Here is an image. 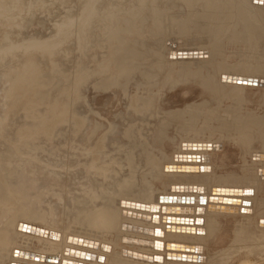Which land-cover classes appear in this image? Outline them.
<instances>
[{
	"label": "bare ground",
	"instance_id": "obj_1",
	"mask_svg": "<svg viewBox=\"0 0 264 264\" xmlns=\"http://www.w3.org/2000/svg\"><path fill=\"white\" fill-rule=\"evenodd\" d=\"M146 1L148 3H151V1H152V5L147 4ZM146 1H145V3L147 5L145 3H143L142 0H141V2L138 1V2H140V3H138L139 6H141V3H142V9L145 6L151 7V6H153V3L159 2L160 0H146ZM123 2H124V0H99V5L101 7H103V6H108V5H111L114 3L121 4ZM165 2H168V3L170 2V5H169L170 9L172 7H175L174 9L177 8V11L181 12V14L183 12L185 13V8H186V10L189 9V11L190 10H192V11L196 10V8L199 9L200 14L202 15V16L200 15L201 17L199 20L201 22L200 28H202V30H205L208 27L211 29V28H214L217 26H222V27L227 28V29L224 28L226 31H228V30L230 31L232 27H233V29H235V25H236V27L239 26V27H237L239 29H237V28L236 29L240 30L241 29L240 26H241L242 29H244V31H238V33L234 32L233 29L231 30L233 32L230 31L231 34L236 33V34H232L233 38L235 37L234 39L238 40L236 37L242 36V37H240V39L242 38L241 41H243V39H246V38H249V39L251 38L252 40L256 39V41L260 39L259 41H257V44H258V42H259V44L263 43V42L260 43V41L262 39L264 40V15L262 16V14L260 13L261 15H259L260 16L259 17L258 14H256L257 12L255 13L257 15L256 16L255 14H253L255 11L254 12L252 11L253 13L250 11L252 9L251 6H255V4H253V2L251 0L250 1L249 0L248 1L247 0H170V1L165 0L164 3ZM172 2H173V5H171ZM249 2L253 5L250 6ZM157 5H155V8ZM249 7L251 9H249ZM10 8H11V6L8 8L7 12H9ZM149 8L147 7L146 9H148V11L150 9H152V8H150V9ZM157 8H158V6H157ZM163 8H164V6L162 7V9ZM165 8H168V7L165 6ZM178 8H179V10H178ZM136 9L138 10V7ZM142 9L139 11H136L134 9L135 12L133 14L135 17L134 16L133 17L136 18L135 13L143 11ZM170 9L168 8V10H170ZM10 10H12V9H10ZM168 10L166 9V11H167L166 16H168V14L170 12V11L168 12ZM262 10H263V8H262ZM90 11H91V13L94 12L92 10H90ZM148 11L145 12V14L146 13L148 14ZM160 11H162V10H160ZM172 11H173V8H172ZM172 11L170 12V15H171ZM14 12H16V11H14ZM128 12L129 11H127V13ZM132 12H133V10H132ZM151 12L147 16V18L145 17V14H144V17H145L144 21L148 24L147 20L149 21L151 17H154V18H152V24L151 23H149V24L153 25L154 27H156L157 25L160 27L162 25L161 20L162 21L164 20L165 14H163L162 12H159V9L157 12H155L156 14L154 12H152V13ZM153 13L156 16H154V15L152 16ZM133 14L131 13L130 15H133ZM189 14H191V13L189 12ZM140 15L138 14V16H137L138 19H139ZM172 15H173V13H172ZM172 15L168 16V17L175 18L173 16L176 14H174L173 16ZM88 16H89V14H88ZM126 16H128V15L126 14ZM190 17H191V15H190ZM128 18L130 19V17H128ZM238 18H242V21L239 20ZM125 19H126V17H125ZM165 19H166V17H165ZM169 19L167 18L165 21H168ZM236 20H237V23L239 25L235 22ZM87 21H86V23H87ZM131 21H134V19L132 18L130 20V22L128 21L127 23H130V25H132ZM144 21H143V24H146ZM171 21H172V19H171ZM173 21H174V19H173ZM173 21H172V24H171V22H168V24H167L168 29H166L165 28L166 26L163 25L165 28V31L169 30V27H168L169 25H170V27L173 26V23H174ZM240 21H241V23H240ZM135 22L138 23V20L137 21L135 20ZM159 22L161 24H159ZM179 23H180V27H181L182 24H181V22H179ZM185 23H186V21H185ZM71 24H72V22H71ZM163 24H165L164 21H163ZM240 24H242V25H240ZM122 25H124V24H122ZM151 25H149V26H151ZM174 25H176V24H174ZM124 26H125L124 28H130V26L127 27L126 24ZM177 26H174V28ZM159 27H157V29H159ZM222 27H219L220 29L219 28H217V29L214 28V29L215 30L219 29L218 31H220ZM121 28H123V27H120V29ZM162 28L163 27L161 26V29ZM164 28H163V32L165 35ZM171 28H173V27H171ZM184 28H185V26H184ZM184 28H183V30H184ZM150 29L152 31L155 30L154 28H150ZM214 29H212V30L214 31ZM151 30L149 32H152ZM186 30H187V28H186ZM186 30H184V31L186 32ZM212 30H211V34H212ZM124 31L126 32L125 29H124ZM132 31L133 30H131L130 32H132ZM159 31H158V33H159ZM178 31H180V33L182 32L180 29ZM208 31L209 30H207V32ZM221 31L224 32L223 29ZM245 31H246V33H245ZM119 32L116 33V32L110 31L108 34V38H107V42L109 43L108 45L112 46V44H113V46H114L113 51H111V54H112L111 59L108 58L109 59L108 62L102 66L99 65L98 63L94 62L95 65L93 67L89 68L88 64H86L87 65L86 70L88 71V73L83 77L84 81H83L82 85L84 83H86L89 79H91L92 77H96L97 81L94 84L95 90L106 91V90L111 89V88H121L123 90V92H125V94L128 95V93H127L128 92V86H129L130 82L136 77V75H141L143 77L145 84H146L145 85L146 88L147 87L150 88V84H149V86H147L148 81H149V79H151L149 82V83H151L152 78H153L154 82L152 81V83L153 84L159 83L158 86L160 89H162L166 85V84H163L164 83V82H162L163 79H165V82H168L170 80V78H171V81L173 79L172 85L174 86L176 84V82H189L190 80H194L196 78L202 79L203 76H206L202 73L201 69L197 70V69H199V67L200 68H201V66L203 67V65H204L203 63H205L206 60H203L204 62L201 63V66L198 63L199 65H197V66H199V67L197 69H195L196 71H192V70L190 71L189 67H187V68L184 67L185 65H187V66L192 65L191 63L194 61L196 62L194 64L196 66L197 61L194 60V58H193L194 55H192L191 57H188L189 58V59H187L188 61H186L185 58H183L184 60H182V59L180 60V63H181V61H182V63L181 64L179 63V64L182 66L181 67L178 66V68L180 67V70H176L178 72H176L175 70H173L171 68V70H173V77H171L172 75H169V74H171V72L169 73L168 72L169 70L165 69L167 71L166 74L169 75L170 77L168 76V77H163V78L159 79L158 76L161 74L158 72L159 69L157 71V74H155L156 70L153 69L155 72L154 73L155 76L159 74L157 77L154 78L153 76H151V75H153L152 74V72H153L152 68L155 66V64H157L156 62H158V63L160 62V60H161L160 57H162V56L164 57V54H163L164 52L163 53L161 52L163 55L158 57L160 60L157 61L158 60V58H157L156 62H155L153 51L156 52V50H147V48H146V50L149 51V53H150V51H152L151 55H153V57L152 56L151 57L154 59V61H152L153 59L149 60L148 58H149L150 54L148 52H147V54L149 56L146 54V50H145L146 46H143L146 43V42L144 43L145 40L144 41L142 40L143 41V44H142L140 37H138L139 38L138 40H140V42H138V40H137V42L140 44V46H143L144 48H142L143 50L141 48L137 49L139 47L138 44L136 45L137 47L134 45L136 48L133 47V44L136 43V41H135V43H133V41H132L135 38L134 36H133L134 38L132 37V35L129 36L130 33H128V34L124 33V34H127V36H123L122 34L120 35ZM146 32H148V31H146ZM146 32H144V33H146ZM149 32H148V34L150 35L151 33H149ZM154 32L156 33L157 31H154ZM222 32H220L221 34L220 33L219 34L222 35ZM239 32H243L244 33L243 35H245V36H243L241 33H240V36H237L239 34ZM155 33H153L152 35H154V36L157 35V37H158V33L157 34H155ZM162 33L159 34V38H161V39L163 37L165 38V36H162V37L160 36V35H163ZM209 33L210 32H208V35H209ZM132 34H136V33H134V31H133ZM211 34L209 35L210 37L208 36L209 40L211 38ZM218 35H217V38L219 39L220 35H219V37H218ZM225 35H229V32H228V34L226 33ZM214 36H215V34L212 37L213 39L216 38ZM229 36H231V35H229ZM136 38H137V36H136ZM230 38L229 37L225 38V36H224V39L221 38V41L219 40L220 43H218V45H220L221 42L225 41V39L226 40L229 39L228 40V45H229V41H230V43L232 41V39L230 40ZM153 39H155V38H153ZM161 39H158V40L160 41ZM213 39H211V40L213 41ZM234 39L232 42L235 41V43H241V42H237ZM81 40H83V39H81ZM105 40H106V38H105ZM105 40H103V41H105ZM162 40H163V43L166 41V39L165 40L162 39ZM252 40H251V42H253ZM159 41L156 43L154 42V46H153L154 48H158L159 46H162V43H161L162 41H160L161 45L159 44ZM246 41L247 40H245V42ZM131 42H132V45H131ZM217 42H218V40L216 42H214L213 44H215ZM157 43H158V47H156ZM184 43H185V41H184ZM202 43L204 44V42H202ZM235 43H233V45ZM155 44H156V46H155ZM226 44H227V41H226ZM242 44H243V42H242ZM148 45H150V44L148 43ZM208 45H211V43H209ZM222 45L223 44H221V46ZM228 45H226V46H228ZM245 45H247V44H245ZM263 45H264V43H263ZM82 46H83V44H82ZM247 46H249V45H247ZM260 46L258 45L259 50H260V52H263L262 50L264 49V46L263 47L261 46V48H260ZM196 47H193V48H196ZM203 47H205V46H203ZM203 47L200 48V51H201V49L203 51L205 50V48L203 49ZM208 47H210V46H206V48H208ZM246 47L244 49L243 48L242 49L245 50V49H247ZM251 47H252V44H251ZM258 47H257V49H258ZM3 48H5V47H3ZM81 48H83V47H81ZM122 48L126 49V50L124 53H121V55L118 56L117 54H119L122 51L121 50ZM187 48H189V47H187ZM212 48H214V47H212ZM212 48H209V49L212 50ZM215 48L217 50L219 49L218 51H220V49H221L222 50L221 52H223V49H222L223 46H222V48L220 46H219V48H218V46ZM162 49H164V48H162ZM209 49H208V51H209ZM216 49H214V50H216ZM242 49H241V52L243 53L244 51ZM248 49H250V48H248ZM257 49L254 50L255 53L252 51L253 54L256 55L257 53H260V52H258ZM86 50H88L87 47H86ZM187 50L189 51L190 49H187ZM197 50H198V47H197ZM197 50H196V52L199 51V50L198 51ZM251 50H253V49H251ZM79 51H82V50H79ZM182 51H184V50L182 49ZM203 51H201V53ZM205 51L204 52L207 53V55H208V53L209 54L211 53V52H207V49ZM214 52L215 51H213L212 53L215 54ZM161 53H158V51H157V53H155V56L156 55L158 56ZM186 53H189V52H186ZM201 53L199 52L198 55H200ZM223 53L225 54V51ZM248 53H250V54H248V56H251V54H252L251 51ZM170 54L172 55L171 52H170ZM213 54L208 55V57L213 55ZM216 54H218V52H216ZM220 54H218V56L219 57L221 56L220 58H222L223 54L222 55H220ZM260 54H262V53H260ZM263 54L260 56L262 57ZM207 55H205V56L202 55V56L204 58V57H207ZM259 55L257 54L256 56H259ZM134 56H136L135 59L129 58V57H134ZM143 56H144V58H143ZM188 56H189V54H188ZM215 56L216 55H213V57H215ZM245 56H247V54H245ZM256 56H254V57H256ZM163 57H162V59H163ZM252 57H251V59L253 60L254 58H252ZM261 57L257 61H259V60L261 61L262 60ZM212 58L211 57L206 58L209 60L208 62L207 61L206 62L209 63L211 60H213ZM138 59H144V60L142 61V60H138ZM168 59H169L168 62H170V58H168ZM246 59H249V58H246ZM175 60L176 59L174 58V61ZM201 60H202V58H201ZM215 60L216 61L213 60V62L216 63L215 65L211 64V63L210 64L212 65V68L214 65V68H215L217 74L220 75V76H218L219 79H217V80H219V81L221 80V82H219V83L217 82L218 84H215V82L217 80H212V79L206 80V78L204 77L205 78L204 80H206V81H202V83H201L202 88L204 87L205 92L207 91V93H208V91H210L209 94H211V92H212V94H214L216 97H218V98H216L217 100H219L218 104H220V102H222L223 100L227 101L231 96H233L232 99H234V101L231 102L229 100L233 106V105H235L233 103L235 102V99H236L234 97L237 95L239 96L240 100L239 99L238 100L240 102H241V100H244L243 98L241 99V97H243L242 96L243 94H242V92H240L243 88L242 89L238 88V89H240V91L237 89V87H241V86L243 87V84L241 86L239 85L237 87H235L232 84L234 86V88H236V89L232 88L229 85V83H231V81L228 78L230 75L229 73H231V70L234 71L235 65L232 66V68L230 69V66L228 64H227V67L225 66L226 65L225 59L223 61L224 64L222 66L221 65L219 66V63L221 61H219V63H218L217 62L218 60L217 59H215ZM243 60L245 61V59H243ZM243 60H241L240 62L242 63ZM254 60H256V59H254ZM150 61H151V63L149 64ZM163 61L166 62V60H164V59H163ZM198 61H200V59H198ZM251 61L250 62L245 61L248 63L246 65L240 64V62H239L237 64V67L235 66V69L237 68L238 69L237 71L239 73L241 72L242 69H244L245 72H247L249 69H251L252 73H254L253 75H256L258 77V79L263 78L264 77V59L262 62L259 61L257 64L249 65L250 63H254ZM172 62L173 61H171V63ZM245 62H243V63H245ZM161 63L162 62L157 64V66L158 65L161 66L160 65ZM173 63L172 64L168 63V65H173ZM162 64L164 65V63H162ZM239 64H240V66H238ZM168 65H167V67H168ZM216 65H218L219 70H218V68L216 69V67H217ZM159 66L157 68H159ZM161 67H163V66H161ZM164 67H165V65H164ZM164 67H163V69L161 68V70L165 73ZM174 67H175V65H174ZM176 67H177V65H176ZM206 67H207V64H206ZM209 67H211V66H209ZM238 67H240V71H239ZM246 69H248V70L246 71ZM206 70H208V69H206ZM244 70H242V73ZM174 71H175V73H174ZM208 71H210V70H208ZM238 72L236 73V70H235V73H236L235 75L239 74ZM208 73L206 72L205 74H208ZM210 73L215 74V72L214 73L210 72ZM210 73L207 75L208 78L209 77L214 78V76L210 75ZM248 73H249V75L251 74L250 70ZM243 74L245 75V73H243ZM243 74H242V76H243ZM148 75H149V77L151 76L152 78H149ZM231 75H232V73H231ZM233 75H234V72H233ZM239 75H238V77H240ZM249 75H246V76L249 77ZM253 75L251 74L250 76H253ZM215 76H216V74H215ZM220 77H221V79H220ZM79 78H80L79 75H75L72 78V81L70 82L69 87H68V94L72 100V104L75 103V101L78 99L77 96L79 95V92H80L81 86L77 83V79H79ZM157 78H158V80H157ZM230 78H231V76H230ZM166 80H168V81H166ZM212 81H214V83H212ZM249 81H251V80L249 79ZM243 83H245V82H243ZM228 85L232 88V90H230L231 88ZM235 85H238V84L235 83ZM258 86H259V88L257 87L258 90L261 89L260 85H258ZM261 87H262V84H261ZM146 88H144L143 91L149 92L150 90H152V88H150L149 90ZM225 88H226L227 92H223ZM228 88H229V90H228ZM246 88H247V86H246ZM244 89H245V86H244ZM153 90L151 91L152 93H153ZM234 90H238V93L240 92V94H238ZM259 91H261V90H259ZM243 92H244V90H243ZM263 92H264V88H263ZM152 93H149V94L146 93L150 99H151L150 94H152ZM214 95H212V96L215 97ZM148 96H146L147 98L143 95L137 96V97L133 96L131 99V104H130L131 111L134 115L135 114H137V116L140 115L139 117L141 118V120L143 118H145V116H146L145 114L148 113L149 108L152 106V104H151L152 100L150 101ZM227 97H228V99L226 100ZM263 97L264 96L262 94V98ZM240 102H236V103H240ZM244 102H245V100H244ZM231 104H230V106H231ZM205 105H207V104H205ZM192 107H193V105H192ZM203 107H198L194 111L198 110L199 112H202L203 110L207 109V107L206 108H205V106H203ZM236 107L237 106L232 107L231 108L232 110L231 109L228 110V112L231 114L232 122L230 120H229L230 121L229 122L226 119H223L224 116L225 117L228 116V115H226L227 112H225L223 110L225 112V115H223V116L220 115L222 117V119L220 118V116H216L217 118H219V119H217L218 122L213 127L216 129L211 130L212 128L210 129V125H208V124H207L206 131L202 130L204 128L200 129L198 127V129H199V133L202 132V135H203V132H204V134L207 132L208 128H209V130H211V132L215 131L214 132L215 136L216 135L218 136L219 141H223V139L224 140L225 139L226 140L227 139H234L235 141L242 142L244 144L242 150L240 151L241 152L240 153L241 158H242V165L240 166L241 171H242L241 177L234 176L233 175L234 173L233 174L220 175V176L217 175V172L215 171V169H217V168H215L214 165H213V167L209 166L210 168L206 167V165L208 164L206 157H205L206 155L204 154V151H201V150L200 151L195 150L196 152H194V153L193 152L190 153L188 151L189 154H186L187 152L182 153L183 150H180L179 148H177L175 153L180 152L181 154H184V162H174L173 160H178V158H180V157L177 156V154H173V153H172V155L166 154L167 151H166V153L162 152V151H164V149L161 151V148L163 147L162 143H161V145H162L161 148H160L159 144H156V143L154 144L156 146L157 145L159 146L158 149L160 152L156 151L159 153H156L154 151L155 149L153 147H155V146L151 145L148 142V140H147L148 143H146L145 146L143 145L144 147H142V146L140 147L142 142L139 145V143H137L136 140L134 142L135 144L131 143V145H130V142H133L134 140L132 139L133 140L132 141L131 139H129V137H131L133 135L131 137V138H133L134 136H136L135 134H139V133H136L133 131H132L133 133L130 132L131 129L133 128V126H135L137 123H139L141 121L139 119L126 122L125 134L129 135V137H127V135H126V137H127V139H129V141L130 140L131 141L126 143L125 145H118V144L115 145V152H122L124 155L129 154L128 156L125 155L123 157L117 158V156L112 155L113 153L105 152L106 146L104 144V139L98 141V143L96 142L97 145L95 144L96 146H94L93 149L89 150L86 153L87 156H76V157H85L86 158L87 162L84 164L85 167H84V165H83V167L87 170V173H88L87 176H93L95 178V180H92V181L89 180L87 184L79 183V184H81L80 186L82 187V189L79 191L80 192L79 195L77 194L78 196H71V198H70L71 205L65 204L66 202L63 203L65 197H67L66 194L68 192L67 191L68 189H67V187H65L62 184V181L64 179L68 180L69 178H68V176H65V174H62L61 172L57 171L60 169H62V170L67 169L68 166L66 164L67 163L66 160L69 159V156H64V157H60V158H58L57 156H46L45 159L42 158L41 156H0V264H63V261L71 262V263H77V264H167V263H170V264H200L202 262L204 264H220L223 259H230L232 257L234 258L235 254H238V257L236 259H238V258L243 259L244 257H242V256H244L245 254L243 252H241V251H243V249H242L243 248V242L241 240L240 235H242L243 231L247 230V229L244 230L243 228L244 227L247 228V226H249V225L251 226L254 224L253 226L255 227V229H254V227L251 226L248 230L250 231V229L253 228L254 230L251 229L252 231H250V232H252V234L254 233L255 237L257 235H259L260 233H261V236H264V235H262V234H264V225L260 224V220L264 219V201L262 199H259L257 196V194L259 192H261L262 183L264 182V116L263 117L259 116L257 118L255 115H253L255 118H253L252 116L247 117L246 114H245V116H243V115L240 116L241 115L240 113H241V110L243 107H242V105L240 106V107H242L241 110H239L240 107L239 108H236ZM191 109H193V108H191ZM220 109H221V107H220ZM75 110H73L70 107L66 110H62L60 108L55 109L51 113L52 114L51 117L53 118L52 120L56 121L58 119V121L65 120V122H68V123L72 122L74 124L75 128H77L76 133H78L81 129L82 119L80 118V116L78 115V113ZM189 111H191V110H189ZM213 111L212 110L207 111L209 114V115L208 114L207 115L212 117L213 115H215L214 114L215 112H219V111H214V112ZM34 112H36V111L34 110ZM224 112H223V114H224ZM196 113H197V111H196ZM219 114H217V115H219ZM149 115H151V114H149ZM177 115H178V113L175 116H177ZM194 115L195 114H192L191 119L187 120L186 122L185 121L183 122V120H182V123L178 121L179 122L178 125H181V126L177 127L176 131H178L180 133V131L182 130L183 135H186V134H184L185 132H188L186 130L192 131L195 129L196 126H199V125H197L198 122L195 119ZM197 115H199V114H197ZM201 116H203L202 113H201ZM170 117H171V115H170ZM48 119H49V117H48ZM34 120H36V119L34 118ZM52 120H50V122L49 121L47 122V124L49 123V125L47 127L48 129H45L46 132L44 133V135L46 137L51 136L50 129H52V126H53V124H51ZM29 121L31 122V120H29ZM141 122L144 123V125H146L148 122L150 123V121H148L147 123H145L146 121L145 122L141 121ZM161 122L162 123H160L158 125V127L156 128V129H158L160 127L159 128L160 130H158L159 132L156 131L157 133H159L157 140H159V138L161 140H163L162 138L169 137V135H170L169 129L171 128L172 124H177L175 121L170 120V118L169 119L164 118L163 121H161ZM149 123H148V125H149ZM203 123H207V122H203ZM203 123L201 124V127L203 126ZM144 125L142 124V126H144ZM205 125H204V127H206ZM243 126L244 127L247 126V128H249L248 126H250L249 132L245 131ZM99 127H101V126L98 125L97 128H99ZM137 127L139 129L141 128V126H137ZM137 127L135 128V130H137V132H139ZM250 129H251V131H252V129H256V131L258 130V134L255 135L253 132H250ZM129 132H130V134L132 133L131 136H130ZM140 132L142 133L141 130H140ZM156 132H154V133H156ZM193 132H196V129H195V131H192V133L191 132H189V133L192 135L195 134L196 135L195 137L198 138V136H197L198 132H196V133H193ZM179 133L177 135H175V136H177V139L180 135ZM189 133H187V134H189ZM207 133H206V137L211 136V134H212V133L210 135L208 134V136H207ZM214 133L212 135H214ZM92 135H94V133ZM141 135L139 134V135H137L138 137H135V138L138 139ZM181 135H182V132H181ZM202 135L200 133V135H199V137H201L200 140L202 139ZM91 136H89V137H91ZM186 136L189 137L188 135H186ZM217 136L215 137V140H218ZM204 137L205 136H203V138ZM255 137L257 139L259 138V140H260V143H259L260 148L259 149H256L257 146H254L255 145V139H256ZM140 138L138 139L139 141H140ZM153 138H154V136H153ZM155 138H156V136H155ZM155 138H154V140H155ZM165 138L163 141L166 140ZM172 138H174V140H176L175 137L172 136ZM193 138H194V136H193ZM193 138H191V139H193ZM212 138H213V136H211V138L209 137V139H212ZM170 139L171 138L167 139L166 141L168 142ZM180 139H182V138H180ZM188 139L189 138L186 139V143H189V145L191 143V145L189 146V150H190L191 146L194 145V143L200 142V141H197L199 138L196 141L194 138L195 142L192 144L193 140H192V142L191 141L187 142ZM157 140H155V142ZM174 140L173 141L171 140L170 143L176 142ZM213 140H214V138H213ZM210 141L209 142L207 141V142L211 144L212 141L211 142ZM159 142H160V140H159ZM205 142H206V140H205ZM214 142H216V141H214ZM136 143L138 144L140 150H143V152H141L140 150H137L136 149L137 146H135L136 148H134V145H137ZM157 143H158V141H157ZM165 143L166 142H164V145H165ZM202 143H203V141H202ZM196 144H199V143H196ZM214 145L215 144L213 143V146ZM207 146H208V144H207ZM150 147H152V148H150ZM164 147H166V146H164ZM186 148H187V146H186ZM203 149H205V148L202 147V150ZM178 150H180V151H178ZM247 156L251 157V159H252L251 163H250V161H248L246 159ZM167 164H170V165L176 164V165H180V166H176L174 168L173 166L168 167ZM72 169H75V168H72ZM165 171H167V172H165ZM81 173H83V172H81ZM98 177H101L102 180H99ZM64 183H66V182H64ZM214 188L215 189H223V188L224 189H241V190H243V194L242 195H240V194L236 195L235 194L234 196H222V195H220L217 197L218 198L217 201L212 202V201H210V197L213 196L212 192H213ZM71 194H72V192H71ZM182 197H193L195 201L192 204L191 203L186 204L185 202L182 204L181 201L178 202V199H176V201L173 202V198H182ZM49 198H50V200H49ZM53 198L57 199L59 202H62L61 203L62 204V213L57 212V209L55 208L53 202L51 201V199H53ZM224 198H231L232 200L236 199L238 201L240 200V203L239 204H233V203H228V202L224 203L222 201V200H224ZM136 204L143 205L144 208H136V206H137ZM209 205H211V206H209ZM223 205H225V206L223 207ZM147 206H149V207H147ZM178 206L180 207V210L178 212H176V210H174L175 211V212H173L174 214L172 212H169L170 214H167L168 213L167 207L172 208V207H178ZM246 210L247 211L250 210L251 213L246 212ZM124 212H126V214H123ZM176 213H180V214H176ZM144 215L146 217H149L150 220L135 217V216H141L142 217ZM169 215H170V220H172L171 219L172 217L189 218V219L191 218V219H193V222L187 223V224H176V222H173V221H168V222L165 221L164 222V220H163L164 217L168 218ZM230 217L234 218L236 220L237 219L243 220V222L240 224L238 229H236L237 231L235 232V238L232 240V242L230 243V245L227 248L217 252L216 254L210 255L209 253H207V247H208V244L210 243V241L213 240L215 235L217 233H219L218 231L221 228L220 227L221 226L220 225V219L224 220L227 218L229 219ZM19 224H23V225L26 224V225L31 226V227L43 229L44 231H46V233L41 234V233H37L36 231L31 232L30 230L22 228V227H21L22 231H20L19 230ZM204 229L205 230L207 229V230H206V234L203 236ZM248 230L246 231L247 233L245 232V234H247V236L249 233ZM150 231L152 233H149ZM253 231H255L256 233H259V234L256 235V233ZM247 239H249V238L246 237V240ZM258 239H259V237H258ZM80 240H82V241H80ZM98 242L100 243L99 246L96 245V244H98ZM156 242L161 245V246H159V248L153 246V244H155ZM101 243H102V245H101ZM144 243H153V244L150 246V245H147ZM172 243L175 244L174 248L171 247ZM104 244H107V245H104ZM178 244H179V246H177ZM245 244H246V242H245ZM113 248H120V250L114 251ZM67 249L80 251V252H84V253H90V254L95 255V258H83L80 256H79L80 258H76L75 255L69 254L70 252L66 253ZM110 249H111V252H110ZM20 251H22L23 254H28L29 257L26 258V256H22V255L16 256V255H18V253ZM169 253H171V254L176 253V255H180L181 257L185 256V258H171L170 259L167 257ZM133 254H136L137 256L139 254H141L142 256L146 255L147 257H152L153 260H144L142 258H138L137 256H133ZM207 254H208V256H207ZM240 254H242V255H240ZM32 255L34 257L38 256L39 259L32 258L31 257ZM245 258H246V256H245ZM50 259H53L54 262H50ZM231 262H232V260H231ZM244 263H245V261H243L241 264H244Z\"/></svg>",
	"mask_w": 264,
	"mask_h": 264
},
{
	"label": "rangeland",
	"instance_id": "obj_2",
	"mask_svg": "<svg viewBox=\"0 0 264 264\" xmlns=\"http://www.w3.org/2000/svg\"><path fill=\"white\" fill-rule=\"evenodd\" d=\"M138 1L141 2V0H137V1L136 0H124V2L121 4L114 3V4H111L108 6L102 5L103 7H101L99 5V0H96V1L95 0H0V118H1L0 119V156H41L44 159L46 158V156H57L58 158L64 157V156H69V159L66 160V162H67L66 164L68 166L66 169L67 171L65 169L57 170L58 172L65 174V176H68V178H69L68 180L64 179L62 181V184L65 187H67V189H68L67 190L68 192L66 194L68 198L65 197L64 202H63V203L66 202L65 204L71 205L70 198H71V196H78L79 195V193H80L79 191L82 189V187L80 186L81 184H87L89 180H91V181L95 180V178L93 176H87L88 175L87 170L84 168L85 167L84 164L87 162L86 158L85 157H76V156H87L86 153L89 150L93 149L94 146L97 145L98 141H100L102 139H104V144L106 146L105 152L113 153L112 155L117 156V158L123 157L125 155L128 156L129 154L124 155L122 152H115V145H117V144L118 145H125L126 143L130 142L132 139L134 141L132 140L133 142H130V145H131V143L133 144L136 140V142L139 143V145L142 142L140 147L141 146L144 147L145 144L148 142L151 145H154L155 143L159 144L160 148L163 145V147L161 148V151L163 149H164V151H162V152L166 153V151H167L166 154L172 155V153H173V154H177V156L180 157V158H178V160H173L174 162H184V154H181L180 152H178L180 150L184 151V152L182 151V153L187 152L186 154H189V152L194 153L197 150H199V151L201 150V151H204V154L206 155L205 157H206V160L208 162L206 167H209V166L213 167V165H214V167L217 168V169H215V171L217 172V175L220 176V175H226V174H233L234 173L233 174L234 176L241 177L242 171H241L240 166L242 165V158H241V154H240L241 152L240 151L242 150L244 144L242 142H237L234 139H227V140L223 139V141H219V138L217 135L216 136H217L218 140H215V137H216L215 133H214L215 131L211 132V130L216 129V128H213L216 125V123L218 122L217 119H219L216 116H220V115L223 116V115H225V112H227L228 114L226 113V115H228L230 118L228 116L227 117L224 116L225 118L223 117V119H226L227 121L230 120L232 122L231 114L228 112V110L231 109L232 107H235V106H237L236 108H239L241 105L243 108L242 107L239 108V110H241V108H242L240 116H242V115L245 116V114L247 117L252 116L253 118H255L253 115H255L256 118L259 116H261V117L264 116V110H263L264 109V106H263L264 105V102H263L264 97L262 98V94L264 96V92H263L264 77L258 79V77L256 75H253L254 73H252L251 69H249V70L253 76H250L251 74L249 75L248 69H246V71L248 70L247 72H245V70L242 69V70H244L243 73H245V75L242 73V70L239 73L237 71L238 69L237 68L235 69V66L237 67V64L241 60L245 59V61L250 62L252 60L251 57L253 55L256 56L257 54L259 55L260 53H262V54L264 53V49L262 48L263 52H260L259 47H258V45L259 46L263 45V43H264L263 39L260 41V43L263 42L261 44H259V42L257 44V41H259L260 39L256 41V39L252 40L251 38L249 39V38L245 37L246 39H243V41H241L242 38L240 39V37H242V36H240V33L243 35L244 34L243 32H239V34L237 35V36H240V37H236L238 40L234 39L235 37L233 38L232 34H236V33L231 34V32L234 31V32L238 33V31H244V29H242L241 26H240V28L242 30L241 29L237 30V29H239V28H237L239 26L236 27V25H235V29H233V27L231 28V30L233 29V31L230 30L231 32L229 30L226 31L225 29H227V28L222 27V26H217L214 28L217 29L219 27H222L221 30L223 29L224 32H222L221 30L218 31L220 28L218 30H215L214 28L210 29L208 27L207 29L202 30V28H200L201 22L199 21L200 17L202 15L200 14L199 9L196 8V10H193L194 11L193 12L192 10L189 11V9L186 10V8H185V13L183 12L184 14L183 13L181 14V12L177 11V8L174 9L175 7L171 6L173 8V11H172V8L170 9V6H169L170 2L164 3L165 0H160L159 2L160 3L162 2L161 4L159 2H155V3H153L154 7L153 6H151V7L147 6V7L148 8L153 7L152 9H150V8L149 9L151 11L153 10L152 12H154V13L157 12L158 9H159V12H162L163 10L166 12L165 13L163 11L162 13L165 14L166 19L170 18L169 19L170 21L169 20L165 21L166 19L164 17L163 21L165 24H163V21L161 20V22H162L161 26L163 28H164V26H166L165 28L168 29L167 28L168 22H171V24H172V21L174 19L173 26H171L173 28H171L170 25L168 26L169 30L165 31V28H164V31H165V35H164L163 28L161 29V26L159 27L157 25L156 27H154L153 25H151L152 24V18H154V17L150 18L151 21L147 20L148 24L151 23V24H149L151 26H149L144 21L145 17L147 18V16L149 15V13L151 11L150 10L148 11V9H146L147 8L146 6L142 9V3H141V6H139L138 3H140V2H138ZM145 1L146 0H144V1L142 0L143 3H145ZM166 1H168V0H166ZM251 1L253 2V4H255V6H251L253 4H251L249 2L251 8L253 9L252 10L249 7V9H251L250 11L251 12L255 11L254 13L253 12L252 13L255 14L257 12L256 14H258V16L261 14L263 16L264 15V0H262V1L261 0H258V1L257 0H255V1L251 0ZM146 3L152 5V1H151V3H148L146 1ZM155 5H157L158 8H157V6L155 8ZM171 5H173V2L171 3ZM10 6H11L10 9H12V10L9 9V12H7L8 8ZM136 6L138 7V10L136 9L137 8ZM163 6H164V8H165V6L168 7L170 10H168V8L162 9ZM262 8H263V10H262ZM134 9L136 11H139L142 9L143 11L136 12L135 13L136 18H134L135 17L133 14L135 12ZM166 9L168 10V12L172 11L173 15L176 14L173 16L171 13V15L175 18L168 17V16H171L170 12H169L168 16H166L167 15ZM90 10H92L94 12L91 13ZM132 10H133V12H132ZM146 10L148 11V14L147 13L145 14V12H147ZM160 10H162V11H160ZM178 10H179V8H178ZM14 11H16V12H14ZM127 11H129V12L127 13ZM189 12L191 14H189ZM131 13L133 15H130ZM154 13L152 14V16L154 15ZM88 14H89V16H88ZM126 14L128 16H126ZM138 14L142 15V16L141 15L139 16V19L137 17ZM144 14H145V17H144ZM190 15H191V17H190ZM154 16H156V15H154ZM125 17H126V19H125ZM128 17H130V19ZM131 17L134 19V21H131L132 25H130V23H127L128 21L130 22V20L132 19ZM171 19H172V21H171ZM238 19L242 21V18H238ZM135 20L136 21L138 20V23L135 22ZM86 21H87V23H86ZM143 21L146 24H143ZM185 21H186V23H185ZM241 21H240V23H241ZM71 22H72V24H71ZM179 22H181V24L182 25L184 24V25L183 26L181 25V27H180ZM235 22L237 23V20ZM122 24H124V25L126 24L127 27L130 26V28H124L125 26ZM159 24H161V23L159 22ZM174 24H176V25H174ZM240 25H242V24H240ZM174 26H177L178 28L177 27L174 28ZM184 26H185V28H184ZM120 27H123V28L120 29ZM157 27H159V29H157ZM182 27L184 28V30H186V28H187L186 32L183 30ZM150 28H154L155 30L152 31ZM124 29L126 30V32L124 31ZM179 29L182 31L181 33H180V31H178ZM212 29H214V31ZM131 30H133L134 33H136V34H132L133 31L130 32ZM150 30L153 33H155L154 31H157L155 34H157L158 31L160 30L158 33V37H157V35L156 36L152 35L153 33L149 32ZM207 30H209L208 32H210L209 35L211 34V30H212L210 40L213 39L212 37L215 34L214 37H216V38L213 39V41L211 40L212 42L208 38L209 35H208ZM110 31H113L116 33L120 31L119 32L120 35L122 34L123 36H127V34L130 33L129 36L132 35V37L133 36L135 37V38L133 37L134 38V40H132L133 43H135V41H136V43L133 44V47H135L137 44L139 46L137 49H139V48L142 49V48H144L143 46H146L145 50H146V48H147V50H156V52L153 51L155 62L159 56H162L164 54V57L163 56L162 57L164 60H166V62L163 61L162 57H160L161 60L158 58L157 61L160 60V62L164 63L165 67L162 63L160 65L164 67V70L166 69V70H169L168 71L169 73L171 72V74L168 73L169 75H172L171 77H173V70H175V71L180 70V67L182 66V65H180L182 63V61L180 63V60L181 59L184 60L183 58H185V60L188 61L187 60V59H189L188 57H191L192 55H194L193 58H194V60L197 61L196 66L199 64L201 66V63L204 62L203 60H206L208 62L209 60L206 58H210V57L212 58L213 55H216L215 57L212 58L214 61H216L215 59H217L218 63H219V61L222 62V63L220 62L221 64L219 63V66L220 65L222 66L224 64L223 61L225 59V64H226L225 66L226 67L228 64L230 66V69H231L232 66L235 65L234 71L231 70L232 75H231V73H229L230 75L228 74L229 75L228 78L231 81V83H229L230 81L228 83L232 88H234V86L237 87V86H239V85L241 86L243 84V87L242 86L237 87V89L243 88L241 91H240V89H238V90L240 92H242L243 97H241V99L243 98L245 100V102H244V100H241V102H240L239 96L234 95L235 96L234 98H236V99H235V102L233 104H235V105L232 106V104H231V102L234 101V99H232L233 96H231V97L229 96L230 97L229 99L227 97L226 98V100L228 99L227 101L223 100L222 102H220V104H218L219 100L216 99L218 97H216L214 94H212V92H211V94H209L210 91H208V93H207V91L205 92L204 87L202 88V85H201L202 81H206L207 79L217 80V79H219L218 76H220L217 74V72L214 68V65L216 63H214L213 60H211L212 62L210 61L209 63H207L205 61V63H203L204 64L203 67L201 66V68L199 66L196 67L194 65L196 63L194 60H193L194 62L191 61L192 65H188V66L185 65L184 66L186 68L189 67L190 71L191 70L196 71L195 69H197L199 67V69H197V70L201 69L202 73L204 75H206V76H203V78H202L203 80L201 78H196L194 80H190L189 82H176V84L173 86L172 85L173 79H172V81H171V78L169 81L166 80L168 82H165V79H163L164 81L162 80V82H164L163 84H166V85L162 89L159 88V86H158L159 83H156V84L154 83L155 85L152 83L153 78L151 76H153L155 78L159 75L158 74L155 76L154 75L155 72L153 69L156 70L155 74H157V71L159 69L158 72L161 73L158 76L159 79L163 78V77H168L169 75L166 74L167 73L166 70H165V73L161 70V68L163 69V67L158 65L159 68H157L158 67L157 64H159L160 62L159 63L156 62L157 64L154 63L155 66L152 68V70H153L152 74L153 75H151L150 77L148 75L149 78H152V81H151V83H149L151 79L148 78L149 81H148V85H147V86H149V84H150V88H152V90L153 89L155 90V91L153 90V93L151 92L152 90H150L149 92L143 91V89L146 88L145 87L146 84H145V81L141 75H136V77L130 82V84L128 86V92H127L128 95H126L125 92H123V90L121 88H111V89H108L106 91L95 90L94 84L97 81L96 77H92L86 83H84L82 85V83L84 81L83 77L88 73V71L86 70V67H87L86 64H88L89 68H91L95 65L94 62H96L102 66L105 63H107L109 59H111V55H112L111 51H113L114 46H113V44H112V46L108 45L109 43L107 42L108 34ZM146 31H148L151 34L149 35L148 32H146ZM144 32H146V33H144ZM220 32H222V35H220L221 34ZM225 32L227 34L229 32V35H231V36L225 35L226 34ZM124 33H127V34H124ZM161 33L163 34V35H160L161 37L165 36V38L163 37L162 39H164V40L166 39V41L164 43H163V40L161 38H159V34H161ZM245 33H246V31H245ZM218 34L220 35V37ZM135 35L137 36V38ZM217 35H218L219 39L217 38ZM224 36H225V38L231 37L230 40L232 39V41H233V39H234L237 42H241V43H235V41L234 42L231 41V43H230V41H229V45H228L229 39H227V40L225 39V41L221 42V44H223L222 45L223 48H222L221 44L218 45V43H220L219 40L221 41V38L224 39ZM243 36H245V35H243ZM138 37H140L141 41L145 40L144 43L146 42L147 44L145 43L146 45L144 44L143 46H140V44L138 43V42H140V40H138L139 39ZM156 37L158 39H161L160 41H162L161 42L162 46L158 47V43H157V46L155 44V46L158 48L153 47L154 42L156 43L159 41ZM105 38H106V40H105ZM153 38H155V39H153ZM81 39H83V40H81ZM103 40H105V41H103ZM137 40H138V42H137ZM217 40H218V42L213 44ZM245 40H247L246 41L247 43L245 42ZM251 40L253 42H251ZM143 41H142V44H143ZM160 41H159V44L161 45ZM184 41H185V43H184ZM226 41H227V44H226ZM202 42H204V44ZM242 42H243V44H242ZM81 43L83 44V46ZM148 43L150 45H148ZM209 43H211L212 46L208 45ZM233 43H235V44L233 45ZM244 43L249 45L250 47L245 45ZM251 44H252L253 48L251 47ZM131 45H132V42H131ZM226 45H228V46H226ZM196 46L198 47L199 51L197 50ZM201 46L202 47L205 46V47H203V49L204 48H205V50L207 49V52H211L210 54H213L212 52L215 51L214 52L215 54L208 57V55H210V54L208 53V55H207V53H205L206 52L205 50H204L205 51L204 52L201 49V51H203L201 53V51H200V48H202ZM206 46H210V47L206 48ZM217 46H218V48L220 46L223 49V52L225 51V54L223 52H221L222 51L221 49H220V51H218L219 49L217 50L215 48ZM261 46H260V48H261ZM3 47H5V48H3ZM81 47H83V48H81ZM86 47L88 50H86ZM187 47H189V48H187ZM193 47H196V48H193ZM212 47H214V48H212ZM245 47L247 49L243 50ZM257 47H258V49H257ZM162 48H164V49H162ZM209 48H212V50ZM248 48H250V49H248ZM182 49L184 51H182ZM185 49L186 50L190 49V50L186 51ZM208 49H209V51H208ZM214 49H216V50H214ZM241 49L244 51L243 53L241 52ZM251 49H253V50H251ZM255 49H257L258 52H260V53L256 52L257 53L256 55L253 54ZM79 50H82V51H79ZM121 50L122 51L119 54H117L118 56H120L121 53H124L126 49L122 48ZM147 50H146V54H147V52L149 53V51H147ZM196 50L198 52H196ZM157 51H158V53H161V52L162 53L164 52V53L163 54L161 53L158 56L156 55L157 56L156 57L155 53H157ZM250 51L252 54H251V56H248V54H250L248 52H250ZM170 52L172 53L173 56L170 54ZM186 52H189V53H186ZM199 52L201 53L200 55H198ZM216 52H218V54L221 53L220 55L223 54L222 55L223 57L220 58L221 56L219 57L218 54H216ZM149 54H150V56L147 54L149 56L148 59L152 60L153 59L152 58L153 55H151L152 51H150ZM188 54H189V56H188ZM245 54H247V56H245ZM262 54H260V55H262ZM202 55H204V56L207 55V57L203 58ZM260 55L256 56V57L253 56L252 58H254L256 60L253 59L251 62H254V63H250L249 65L257 64L260 61V60L257 61L258 59H260V57H261ZM135 57L136 56L129 57V58L135 59ZM263 57H264V54L261 57L262 60L260 62L263 61V59H264ZM143 58H144V56H143ZM168 58H170V62H168L169 61ZM174 58L176 60L177 59L178 60L174 61ZM201 58H202V60H201ZM246 58H249V59H246ZM198 59H200V61H198ZM138 60L143 61L144 59H138ZM152 61H154V59ZM171 61L174 62V63L172 62L173 65H168V63L172 64ZM245 61L243 60L242 63L240 62V64H245V65L248 64ZM243 62H245V63H243ZM150 63H151V61L149 62V64ZM210 63L214 64L213 68H212V65ZM206 64H207V67H206ZM240 64L238 66H240ZM167 65H168V67H167ZM174 65H175V67H174ZM176 65H177V67H176ZM178 66H180V67L178 68ZM209 66H211V67H209ZM216 66H217L216 69L218 68V70H219L218 65H216ZM171 68L173 70H171ZM238 68L240 71V67H238ZM204 69L205 70L208 69L210 71H208V70L205 71ZM235 70H236V73L238 72L240 75L239 74L235 75L236 74ZM175 71H174V73H175ZM176 72H178V71H176ZM206 72L207 73L208 72L209 73L215 72L216 76H215V74L210 73V75H213L214 78H212V77L208 78L207 75L209 73L205 74ZM233 72H234V75H233ZM241 73L243 74V76ZM75 75L80 76V78L77 79V83L81 87H80L79 95L77 96L78 99L75 101V103L72 104V100L68 94V87H69L70 82L72 81V78ZM238 75L240 77H238ZM246 75H249V77H247ZM230 76H231V78H230ZM204 77L206 78V80H204L205 79ZM158 78H157V80H158ZM220 79H221V77H220ZM249 79L252 82L249 81ZM217 82L219 83V82H221V80L220 81L217 80L215 82V84H218ZM243 82H245V83H243ZM212 83H214V81H212ZM235 83L238 85H235ZM261 84H262V87H261ZM258 85H260L261 89H259V90H261V91L258 90V88H259ZM244 86H245V89H244ZM246 86H247V88H246ZM150 88L147 87L146 89L149 90ZM232 88L230 90H232ZM234 89H236V88H234ZM228 90H229V88H228ZM238 90H234V91H236L238 93ZM243 90H244V92H243ZM223 92H227L226 88L224 89ZM240 92L238 94H240ZM146 93H148V94L152 93V94H150L151 99L149 98V96ZM142 95L145 97L148 96L150 101L152 100V103H151L152 106L149 108L148 113L145 114L146 115L145 118H143L141 120V118L139 117L140 115L137 116V114L134 115L132 113L130 104H131V99L133 96L137 97V96H142ZM212 95H214L215 97H213ZM236 102H240V103H236ZM205 104H207V105H205ZM230 104L232 107L230 106ZM192 105H193V107H192ZM203 106H205V108L207 107V109L203 110L202 112H199L198 110H196L197 113H196V111H194L196 108L203 107ZM69 107L72 108L73 110L76 109L75 111L78 113V115L82 119L81 129L78 133H76L77 128H75V126L72 122L68 123V122H65V120L58 121V119L56 121L52 120L53 118L51 117V115H52L51 113L53 112V110L59 109V108L62 110H66ZM220 107H221V109H220ZM191 108H193V109H191ZM34 110L36 112H34ZM189 110H191V111H189ZM209 110H212V111L214 110V111H219V112H215L214 113L215 115H213L214 117L213 116L210 117V116H208L209 114L207 112ZM223 112H224V114H223ZM177 113H178V115L175 116ZM201 113L203 116H201ZM149 114H151V115H149ZM192 114H195L194 117L197 120V122L199 123V124L197 123V125H199V126H196L197 128L195 127L196 132H198L197 136L199 139L197 137H195L196 136L195 134L192 135L189 133V132L192 133V131H195V129L192 131L186 130L188 132L184 131L185 132L184 134L188 135L189 137H187L186 135H183L182 130L180 131V133L178 131H176L177 127L181 126V125H178V123L179 122L182 123V120H183V122L190 120L192 117ZM197 114H199V115H197ZM217 114H219V115H217ZM170 115H171V117H170ZM221 116H220V118L222 119ZM48 117H49V119H48ZM34 118L36 120H34ZM164 118H166V119L170 118V120L175 121L177 124H172L171 128L169 129L171 136L169 135V137H166V138L164 137L166 140L169 138H171V139L167 142L166 140L163 141L164 138H162L163 140H161L159 138V140H160V142H159V140H157L159 133H157V132H159L158 130H160L159 129L160 127L158 129H156V128L158 127V125L160 123H162L161 121H163ZM138 119L143 121V122L146 121L145 123L150 121V123L148 122L149 125H148V123L146 125H144V123H142L141 121L139 123H137L136 124L137 126H141V128L139 129L135 125L138 128L139 132H137V130H135V128H136L135 126H133V128L131 129L130 132L133 131V132L139 133L140 135L142 134L140 136L141 138L139 137L140 141L138 140L139 138L138 139L135 138V137H138L137 135H139V134H135L136 136H134L133 138H131L133 136L132 135L133 132L131 134L129 132L130 136L132 135L131 137H129L128 134H125L126 122L131 121V120H138ZM29 120H31V122ZM50 120H52L51 124H53L52 129H50L51 136L46 137L44 135V133L46 132L45 129H48L47 127H48L49 123L47 124V122L48 121L50 122ZM203 122H207V123H203ZM141 123L144 126H142ZM202 123H203V126L201 127ZM207 124L210 125V129L212 128L211 130H209V128L207 129V132H208V133L206 132L207 136H208V134L210 135L211 133L212 134L214 133V135L211 134V136H213L214 140H213V138L209 139V137L211 138V136L206 137V133L204 134V132H203V135H202V132H200L202 135V139H203V140L201 139L203 141V143H202V141L200 140L201 137H199L200 133H199L198 127L200 129L204 128L202 130L206 131ZM98 125H100L101 127L97 128ZM204 125L206 127H204ZM245 127H244V130L249 132L250 126H248L249 128H247V126H245ZM140 130L142 131V133L140 132ZM255 131H256V129H252V131L250 129V132H253L255 135H257L258 130L256 132ZM154 132H156V133H154ZM177 132L180 134L178 139H177V136H175L178 134ZM181 132H182V135H181ZM196 132H193V133H196ZM93 133H94V135H92ZM187 133H189V134H187ZM126 135H127V137H129V139H131L130 141H129V139H127ZM89 136H91V137H89ZM153 136H154V138L156 136L155 140H157L158 143H157V141L155 142ZM172 136L175 137L176 140H174V138H172ZM193 136L195 138V141L197 139H198L197 141H200V142H196L199 144L194 143L195 141H194ZM203 136H205L204 137L205 139L203 138ZM190 137L193 139H191ZM180 138H182L184 141ZM187 138H189L187 140V142H189V141L192 142V140H193L192 144L194 143V145L191 146L190 150H189V146L191 145V143H190V145H189V143H186ZM147 140H148V142H147ZM171 140L172 141L174 140L176 142L170 143ZM205 140H206V142H205ZM210 140L211 141L213 140L211 143L212 145L210 143H208ZM214 141H216V142H214ZM164 142H166L165 145H164ZM161 143H162V145H161ZM213 143L215 144L214 146H213ZM259 143H260L259 138L258 139L256 138L255 139V145H254V146H257L256 149L260 148ZM207 144H208V146H207ZM135 146H137V148ZM154 146H155V147H153L155 149L154 151L155 152L159 151V149H158L159 146L158 145L157 146L154 145ZM164 146H166V147H164ZM186 146H187V148H186ZM202 147L205 149L202 150ZM134 148H136L137 150H140L138 144L134 145ZM150 148H152V147H150ZM177 148H179L180 150L177 151L178 153H175ZM140 151L143 152V150H140ZM159 152H156V153H159ZM246 159L248 161H250V163L252 162V159L250 156H247ZM83 165H84V167H83ZM167 165H168V167L173 166L174 168L176 166H180V165H176V164H173V165L167 164ZM72 168H75V169H72ZM81 172H83V173H81ZM165 172H167V171H165ZM98 179L102 180L101 177H98ZM64 182H66V183H64ZM79 183H81V184H79ZM263 189H264V182L262 183L261 192H259L257 194L258 198L262 199L264 201V190ZM71 192L73 195L71 194ZM49 200H50V198H49ZM51 201L53 202L55 208L57 209V212L62 213V204H61L62 202H59L57 199H54V198L51 199ZM246 212H250V210L249 211L246 210ZM261 220L264 221V219H261ZM242 222H243L242 219L236 220V219L231 218V217L229 219L227 218L224 220L220 219V225H221L220 227L222 229L220 228V230L218 231L219 233H217L215 235V237L213 238V240H211L210 243L208 244L207 253H209L210 255H213V254H216L217 252L227 248L230 245V243L232 242V240L235 238V232L237 231L236 229H238V227L240 226V224ZM253 225H251V226L254 227ZM251 226L249 225V226H247V228L244 227L243 229L248 230ZM20 229H22V228H20ZM251 229L254 230L255 227H254V229L253 228H251ZM251 229H250V231H252ZM206 230L204 229L203 236L206 234ZM246 231H243L242 235H240L241 240L243 242V248H242L243 251H241V252H243L245 254L244 256H242L244 258L243 259L242 258L236 259L238 257V254H235L234 258L232 257L230 259H223L220 264H228V263L229 264H241L243 261H245L244 264H264V236H261V233L259 234V233H256L255 231H253L256 233V235L257 234L260 235V236L257 235L255 237V234L254 233L252 234V232H250L249 230H248L249 233L247 236V234H245ZM262 235H264V234H262ZM246 237L249 238L250 240L249 239L246 240ZM258 237H259V239H258ZM251 239L252 240L254 239V240L252 241ZM245 242H246V244H245ZM97 245L99 246L100 243L98 242ZM101 245H102V243H101ZM104 245H107V244H104ZM113 250L119 251L120 248H113ZM110 252H111V249H110ZM240 255H242V254H240ZM207 256H208V254H207ZM245 256H246V258H245ZM231 260H232V262H231ZM167 264H170V263H167ZM200 264H204V263L202 262Z\"/></svg>",
	"mask_w": 264,
	"mask_h": 264
},
{
	"label": "water",
	"instance_id": "obj_3",
	"mask_svg": "<svg viewBox=\"0 0 264 264\" xmlns=\"http://www.w3.org/2000/svg\"><path fill=\"white\" fill-rule=\"evenodd\" d=\"M212 194H213V196L210 197V201L215 202L218 199L217 197L220 196V195H222V196H234L235 194L236 195H239V194L242 195L243 194V190H241V189H224V188L223 189H215L214 188ZM176 199H178V202L181 201L182 204L184 202L186 204H190V203L192 204L195 201L193 197H182V198H173V202L176 201ZM222 201L224 203H226V202L233 203V204H239L240 203V200L239 201L236 200V199L232 200L231 198H224V200H222ZM136 205H137L136 208H144L143 205H139V204H136ZM209 206H211V205H209ZM224 206L225 205H223V207ZM147 207H149V206H147ZM167 209H168V213L167 214H170L169 212H172L173 213V212H175L174 210H176V212H178L180 210V207L179 206L178 207H172V208L167 207ZM123 214H126V212H124ZM176 214H180V213H176ZM135 217L150 220V218L149 217H146L145 215L142 216V217L141 216H135ZM171 219L172 220H170V215H169L168 218H165L164 217L163 220H164V222L165 221L166 222L173 221V222H176V224H187V223H192L193 222V219H191V218L189 219V218H179V217L175 218V217H172ZM260 224L261 225H264V221L261 220L260 221ZM19 227L20 228L22 227V228L28 229L31 232H33V231L35 232L36 231L37 233H41V234H45L46 233V231H44L43 229L31 227V226H28L26 224H24V225L23 224H19ZM20 228H19V230L22 231ZM149 233H152V232L150 231ZM80 241H82V240H80ZM144 244H147V245H150L151 246L153 243H144ZM153 246L159 248V246H161V245L156 242L155 244H153ZM174 246H175V244L172 243L171 244V247L174 248ZM177 246H179V244ZM20 252L16 256H21L22 255V256H26V258L29 257L28 254H23L22 251H20ZM66 253L73 254V255H75L76 258H80V257H83V258H95V255H93V254L84 253V252L75 251V250H68L67 249L66 250ZM133 256H137V255L136 254H133ZM31 257L32 258H35V259H39L38 256L34 257L32 255ZM137 257L138 258H142L144 260H153L152 257H147L146 255H143L142 256L141 254H139ZM167 257L170 258V259L171 258H185V256L181 257L180 255H176V253H173V254L169 253ZM50 262H54V260L53 259H50ZM63 264H77V263H71V262L63 261Z\"/></svg>",
	"mask_w": 264,
	"mask_h": 264
}]
</instances>
